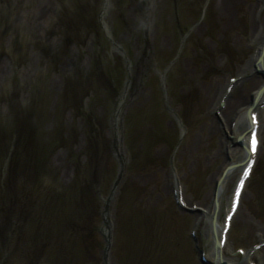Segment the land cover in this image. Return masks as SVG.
Instances as JSON below:
<instances>
[{
  "label": "rangeland",
  "instance_id": "obj_1",
  "mask_svg": "<svg viewBox=\"0 0 264 264\" xmlns=\"http://www.w3.org/2000/svg\"><path fill=\"white\" fill-rule=\"evenodd\" d=\"M261 3L243 0L222 35L210 0H0V140L8 150L0 162V198L10 199L14 216L0 229V264H44L34 261L40 254L27 231L17 238L12 226L27 228L14 202L41 144L53 150L40 161L50 175L45 190L73 194L62 214L79 224L72 249L79 237L76 251L88 249V264H104L106 211L114 238L107 264H202L196 245L207 252L210 237L199 221L228 161L226 154L214 157L219 136L210 140L205 122L223 115L211 105L230 78L247 76L233 93L232 114L244 111L264 81L249 67L260 43L254 31L264 27ZM17 123L9 141L5 130ZM23 125L35 131L36 151L18 141L28 135ZM262 132L258 165L225 251L239 263L245 261L239 248L248 253L264 243V124ZM191 137L201 145L188 161L181 150ZM237 173L226 184L220 222ZM176 178L186 209L177 204ZM39 189L30 186L27 205ZM251 261L264 264V247Z\"/></svg>",
  "mask_w": 264,
  "mask_h": 264
},
{
  "label": "bare ground",
  "instance_id": "obj_2",
  "mask_svg": "<svg viewBox=\"0 0 264 264\" xmlns=\"http://www.w3.org/2000/svg\"><path fill=\"white\" fill-rule=\"evenodd\" d=\"M212 1V0H211ZM264 2V0H261ZM213 3V2H212ZM214 5H216V13L218 15V25L216 27V32L218 34H224V32L229 31L232 26L234 25V21L237 19V12L239 11L238 8L242 5L243 6V0H214ZM251 10V8H249ZM254 26V25H253ZM197 31H201L203 29V26L200 25L197 27ZM256 35L260 34L259 40H260V46L258 54L253 58L249 64V66H252L254 63L259 69L264 68V58L261 57L262 52L264 51V30L260 32H255ZM261 57V58H260ZM242 75V74H241ZM192 80V78H191ZM241 81L237 80L234 84L233 88L239 89V86ZM246 83V80L242 82V84ZM261 83V82H260ZM193 86V85H192ZM192 87H190L191 89ZM212 88H215V85L212 86ZM189 89V90H190ZM225 95L227 97L226 99V108L222 111L223 118H226V123L228 122L227 119H231V124L229 126L223 125L222 130L219 127V123L217 121V118H212L208 122L205 123V129L208 127V137L210 140H212L214 137L219 136L218 145L220 147H217L214 157L218 158L220 156H224L226 153H224L223 147L230 144L228 141V138L234 139L233 141H236L238 138H241V145L239 148L231 149L228 153V161H224L223 166L218 171V179L216 181L217 191L216 194H214V202L215 205L210 207V210H206L204 216L199 221V224L203 222V225L205 226V233L209 235L211 238L210 241V248L207 252L206 258L208 260L213 262H226L230 264H245V263H239L236 258L230 259L225 256V248L221 249L219 248L217 242L221 235V228H220V211H221V205H222V199L224 190L226 187V184L230 178V176L240 170L239 164L243 163L248 155L247 148L244 146L243 137H246V131L250 128V120L248 117V110L254 106V110L260 109L261 105L264 101V82L261 84H257L256 89L253 92L252 95V101L251 103L246 106L244 109V112L240 113H230V110L232 109V99L233 94L230 96L227 95V93H223L216 91L213 101H212V109L211 111L217 109L220 107V101L225 98ZM217 102L215 103V101ZM219 109V108H218ZM252 111V113L254 112ZM231 117V118H230ZM223 123V122H222ZM232 123H234V126H232ZM225 124V123H224ZM260 129V128H259ZM220 131L224 133V136H221ZM223 135V134H222ZM192 138V139H191ZM188 143V146L186 148H183L181 150V156H186L188 161H193L196 159V150L201 145L200 141L196 137H191ZM248 138V137H247ZM262 143L259 145V149H261ZM260 152V151H259ZM164 175V174H163ZM167 175V181H169L170 176ZM172 175L175 176L174 173ZM177 175V174H176ZM239 176V175H238ZM216 178V176H214ZM177 178L174 179L173 184L174 186H177ZM241 208V207H240ZM239 208V210H240ZM238 210V211H239ZM206 219V221H204ZM106 236L110 237V230L106 229Z\"/></svg>",
  "mask_w": 264,
  "mask_h": 264
},
{
  "label": "snow or ice",
  "instance_id": "obj_3",
  "mask_svg": "<svg viewBox=\"0 0 264 264\" xmlns=\"http://www.w3.org/2000/svg\"><path fill=\"white\" fill-rule=\"evenodd\" d=\"M256 143H257V141H256V138H255V136L253 137V148H252V150L253 151H255V145H256ZM249 171H250V169H249ZM245 178H246V175H245ZM241 188L243 187V183L241 182ZM238 200H239V193H237V203H238ZM231 219V217H229V220Z\"/></svg>",
  "mask_w": 264,
  "mask_h": 264
}]
</instances>
